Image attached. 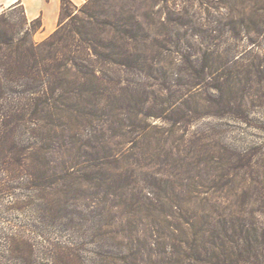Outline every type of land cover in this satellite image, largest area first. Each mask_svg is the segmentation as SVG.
<instances>
[{
    "label": "trees",
    "instance_id": "16d2710c",
    "mask_svg": "<svg viewBox=\"0 0 264 264\" xmlns=\"http://www.w3.org/2000/svg\"><path fill=\"white\" fill-rule=\"evenodd\" d=\"M214 1L226 8L214 20L217 26L207 20L210 5L203 7L201 0H85L79 8L60 0L57 26L40 41L34 38L43 29L40 17L28 19L20 2L2 8L0 174L38 178L47 166L42 159L56 151L70 157L78 133L70 126L88 114L86 96L111 84L100 75L106 63L146 65L147 73L159 70L164 75L173 73V64L176 73L214 76L216 113L232 100L239 101L232 109L240 113L242 97L231 87L226 98L221 79L230 83L241 75L263 74L260 52L253 59L249 55L251 49L264 48V0ZM195 3L200 11L193 8ZM246 38L252 47L243 45ZM12 139L19 144H10ZM61 162L52 166L64 173L59 180L74 170L73 158ZM221 162L218 151L215 192L223 180ZM262 209L205 197L193 202L155 199L136 209L152 218L151 245L141 236L144 229L133 226L136 243L122 244L112 258L119 264H263L264 222L254 217ZM69 255L58 250L52 257L59 262Z\"/></svg>",
    "mask_w": 264,
    "mask_h": 264
},
{
    "label": "rangeland",
    "instance_id": "374dc122",
    "mask_svg": "<svg viewBox=\"0 0 264 264\" xmlns=\"http://www.w3.org/2000/svg\"><path fill=\"white\" fill-rule=\"evenodd\" d=\"M71 1L77 8L85 3ZM201 1L203 7L210 5L209 18L202 16L217 26L214 20L226 8ZM193 8L200 11L196 3ZM49 34L39 31L34 38ZM243 45L252 47L247 38ZM256 52L264 61V48L251 49L249 57ZM170 68L173 73L164 75L147 73L146 65L106 63L100 75L111 84L86 96L88 114L70 126L78 132L70 157L56 151L42 159L47 166L38 178L0 174V264H119L112 257L122 244L136 243L135 227L144 229L141 236L151 245L152 218L136 209L155 199L193 202L205 197L262 209L264 72L230 83L223 77L225 97L232 87L243 102L240 113L232 109L238 100H232L218 115L213 103L217 78L176 73L173 64ZM11 143L19 144L17 139ZM218 151L223 180L215 192ZM70 158L74 170L59 180L64 173L52 166ZM194 191L203 193L198 197ZM254 217L264 222V213L256 211ZM58 250L69 259L54 261Z\"/></svg>",
    "mask_w": 264,
    "mask_h": 264
},
{
    "label": "crops",
    "instance_id": "0c3cea01",
    "mask_svg": "<svg viewBox=\"0 0 264 264\" xmlns=\"http://www.w3.org/2000/svg\"><path fill=\"white\" fill-rule=\"evenodd\" d=\"M15 2H20L23 5L28 19L41 18L42 33H51L56 28L60 0H0V10Z\"/></svg>",
    "mask_w": 264,
    "mask_h": 264
}]
</instances>
